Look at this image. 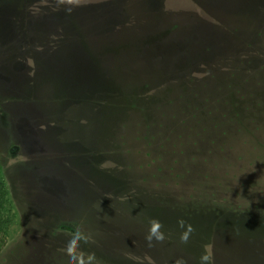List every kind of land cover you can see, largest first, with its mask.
I'll list each match as a JSON object with an SVG mask.
<instances>
[{
  "label": "rangeland",
  "instance_id": "rangeland-1",
  "mask_svg": "<svg viewBox=\"0 0 264 264\" xmlns=\"http://www.w3.org/2000/svg\"><path fill=\"white\" fill-rule=\"evenodd\" d=\"M259 13L225 19L240 52L264 51ZM155 18L169 38L139 52L113 39L91 48L85 22L111 26L112 15H89L73 36L55 25L58 41L30 62L1 60L0 264H69L77 230L97 264H200L206 252L212 264H264V59L245 70L222 61L234 42L218 25ZM146 86L153 102L134 100ZM153 219L165 240L149 247ZM181 220L194 229L186 244Z\"/></svg>",
  "mask_w": 264,
  "mask_h": 264
},
{
  "label": "water",
  "instance_id": "water-1",
  "mask_svg": "<svg viewBox=\"0 0 264 264\" xmlns=\"http://www.w3.org/2000/svg\"><path fill=\"white\" fill-rule=\"evenodd\" d=\"M4 2V0H0V17L7 9H10L11 18L9 16L0 18V62L15 56L16 65H20L24 61L30 62L33 60L34 53H43L47 44L58 41L59 38L52 36V32L60 29L55 25L66 24L65 29L72 36L74 32H77V29L71 27L64 19L66 7H72L71 13L73 14L70 17H74V21L75 18L84 19L89 15H112L111 26L85 22L86 26H84L83 33L89 38V46L97 48L98 43L107 44L112 42V39L115 42L126 39L128 43H139L142 32L160 27L163 24L162 20L155 18L149 13L150 11L161 13L162 16L166 9L178 8L186 4L184 0H105L101 2L103 6L98 8L97 4L100 2L97 0H79V6L59 5L57 0H25L22 8L16 6L12 9L6 7ZM97 9L101 10L97 11ZM4 16L6 17V14ZM10 22L14 26H18V23L22 22L24 34H16L11 37L9 34L7 35L10 27H12ZM122 42H118L117 47ZM127 47L122 50L125 54H128L127 51H132L131 47ZM23 48H28L31 51L29 55L23 54ZM129 57L134 58V55L131 54ZM137 58L145 60L146 55L142 54ZM33 62L37 63L36 60Z\"/></svg>",
  "mask_w": 264,
  "mask_h": 264
},
{
  "label": "trees",
  "instance_id": "trees-1",
  "mask_svg": "<svg viewBox=\"0 0 264 264\" xmlns=\"http://www.w3.org/2000/svg\"><path fill=\"white\" fill-rule=\"evenodd\" d=\"M185 1V5L178 7V8H168L166 9V11L164 12V14L162 16H165L167 14L171 15L172 17V22L175 25L176 29H178L179 31H181V29H184V22L186 20H191L193 17L197 18L199 20V22H203L204 24L206 23H214L215 25H218V30L220 31L219 33H222V35H226L224 36V40L227 42H234L233 46H230V51L231 52H223V55H221L220 57H222V61L224 62H228L231 61L233 58L236 59V61L239 63L238 66H242L243 69L248 70L251 69L250 66L253 64L251 63V59L253 60L254 58L256 59H260L263 58L264 59V55L263 52L259 49L254 48V46L252 44L248 45V49L247 50H243L241 51V48L244 49V45H240V43L238 44V40L234 39L233 35L235 36V34L233 32H230L228 29H226L227 27V23L225 22V19L227 17H231L232 14L235 13V15L240 14L241 16H245V14L251 13L256 15L257 13L260 14L259 12L261 11V13H264V0H184ZM22 8V7H21ZM149 13H151V15L153 16H157V15H161V13L158 12H154V11H150ZM73 13H68L67 11H65V21L67 20V23L71 26V27H75L77 29V24L75 23V21L73 20L74 17H70V15H72ZM195 14H197L198 16H196ZM185 20V21H184ZM27 21V20H26ZM171 22V23H172ZM164 23V22H163ZM164 26V25H163ZM166 27H157L145 32L141 33V38L139 41L140 44L139 45H134L131 46V49L133 52H135V50H137V52L141 51L140 49L142 48H146V46H150L152 44L155 43H161V41L167 40L169 38V33L168 31H166L165 29ZM236 31L238 29L233 28ZM232 38V39H230ZM128 40H124L123 43H128ZM131 41V40H130ZM118 42H122L118 41ZM131 43V42H130ZM233 44V43H232ZM126 47V46H125ZM128 48V47H127ZM240 48V50H239ZM123 49V48H122ZM134 49V50H133ZM155 49V47H154ZM253 51H252V50ZM156 50H160V45L156 48ZM211 49H206L205 51H203V56H205L206 58H210L211 56H213V54L211 53L212 51H210ZM233 50L235 52H233ZM249 51V52H247ZM236 54H233V53ZM202 53V52H201ZM233 54V55H232ZM199 56V54H198ZM249 59H248V58ZM199 58V57H197ZM204 60H206L203 57ZM239 59V61L237 60ZM198 61H202L200 58ZM199 62V63H200ZM206 64V62L204 63V65ZM262 68H264V66H261ZM179 73H177L178 75ZM176 75V74H175ZM179 76V75H178ZM192 81V80H191ZM118 89V88H116ZM148 86H146V88H144V92L139 94V95H132V97H135L134 100L138 101L143 99L141 102H146L143 104H147V103H152L153 101L151 100L150 97V92H148ZM115 92H117V90H115ZM108 95V100L109 103H107V105L111 104V102H113L114 100H117V98L119 97L116 94L113 93H109ZM135 101V102H136ZM134 103L133 105L135 106ZM113 105V103H112ZM115 106V105H113ZM263 115H264V111H263ZM238 117V119H237ZM238 120V122H241V117L240 114L237 113L235 120ZM253 121H257L256 117L252 118ZM230 121V120H229ZM237 130H241L240 128ZM149 154V153H148ZM214 196V195H213ZM65 258L69 257L66 255H64ZM49 261V260H47ZM51 261V260H50ZM49 261V262H50Z\"/></svg>",
  "mask_w": 264,
  "mask_h": 264
},
{
  "label": "clouds",
  "instance_id": "clouds-1",
  "mask_svg": "<svg viewBox=\"0 0 264 264\" xmlns=\"http://www.w3.org/2000/svg\"><path fill=\"white\" fill-rule=\"evenodd\" d=\"M59 5L66 6H79V0H57ZM72 7H66V11L70 14L72 11ZM150 229L148 235L145 237L148 246H154L153 241L160 243L165 240V235L161 231L163 225L158 220H150ZM181 228L185 229L181 234V242L187 243L190 235L194 232V229L191 225H185L183 220L178 222ZM91 239L90 236L86 235L80 230H77L72 234V238L69 240L65 252L69 257V264H97L96 257L94 253L85 254L80 250L81 242L88 243ZM212 254L211 252H206L200 257V264H212ZM175 264H187L183 259H178Z\"/></svg>",
  "mask_w": 264,
  "mask_h": 264
},
{
  "label": "bare ground",
  "instance_id": "bare-ground-1",
  "mask_svg": "<svg viewBox=\"0 0 264 264\" xmlns=\"http://www.w3.org/2000/svg\"><path fill=\"white\" fill-rule=\"evenodd\" d=\"M124 50V49H123Z\"/></svg>",
  "mask_w": 264,
  "mask_h": 264
}]
</instances>
